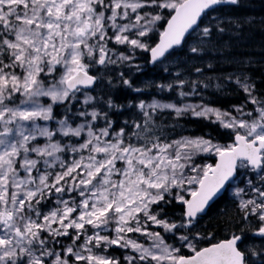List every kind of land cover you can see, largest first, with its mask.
Wrapping results in <instances>:
<instances>
[{"label": "snow or ice", "instance_id": "1", "mask_svg": "<svg viewBox=\"0 0 264 264\" xmlns=\"http://www.w3.org/2000/svg\"><path fill=\"white\" fill-rule=\"evenodd\" d=\"M228 5L243 8L247 0H0V264H264V245L242 249L243 234L201 246L205 236L194 231L243 170L256 180L245 181L249 199L234 190L240 219H256L254 234L264 237V93L242 67L235 80L232 73L199 79L215 70L216 53L226 63L252 62L227 55L231 45L221 37L255 22L225 15ZM110 43L126 51L117 54ZM137 50L164 65L172 81L155 87L175 91L180 103L140 100L138 118L119 129L102 107L76 108L78 93L84 105L123 107L89 90L105 87L112 65L140 72ZM118 78L142 91L124 72ZM213 79L223 81L214 85L218 93L234 83L244 102L230 109L205 103ZM108 85L116 87L111 77ZM54 105L64 108L63 118L56 120ZM166 114L216 125L231 143L210 135L169 139L175 125L161 122ZM212 157L215 163H198ZM166 206L179 207V218ZM113 247L122 259L108 254Z\"/></svg>", "mask_w": 264, "mask_h": 264}, {"label": "trees", "instance_id": "2", "mask_svg": "<svg viewBox=\"0 0 264 264\" xmlns=\"http://www.w3.org/2000/svg\"><path fill=\"white\" fill-rule=\"evenodd\" d=\"M226 8L227 11L224 12L225 15L230 13L233 16H246L255 21L251 26L241 24L240 29L233 30V33L235 34L226 33L221 37L222 41H228L231 45L227 55L235 57L237 60H247L248 58H252V62L238 66L236 63L224 62L222 54L216 53L214 54L215 60L220 62L215 64V70L205 69L203 76L199 77V79L213 76L223 77L233 71H239L242 67L243 70L256 82L257 89L259 90L257 94L264 93V24H261V21L264 20V0H247V6L243 8L233 7L231 5L226 6ZM207 20L208 17L205 16L201 23H205ZM154 39H157V37H154ZM118 49H120L121 52L126 51L124 47L123 49L118 47ZM148 60L149 57L147 53L137 50L134 63L142 66L140 72H136L135 69L129 71L127 67L112 65L110 66V70L104 75L103 83L105 87L101 89L100 86L97 85L89 91V94L93 97H102L104 100L108 99L109 95H111L113 101L116 104L123 105V107L109 110L106 104L101 105L96 100L90 102L91 106L84 105V107L89 111H91L93 107L97 109L102 107L104 111L108 112L109 118L114 121V129H119V127L123 126L125 120L132 121L138 118V110L134 106L140 100L149 102L154 98H160L175 101V91L165 90L161 92L155 87L156 83H170L172 77L163 71L164 65H152L148 63ZM172 71L175 72V69L173 68ZM120 72H124L125 77L131 79L134 88H141L142 91L137 93L131 89L125 88L119 82L118 74ZM93 73H97V75L101 74L96 71H93ZM108 77H111L112 84L116 85L114 90H109L111 86L108 85ZM197 78L196 75L190 77V79ZM150 81L155 83L146 87ZM208 82L212 84V82L214 83V80ZM203 91L204 102L211 103L220 108H228L232 105L241 104L245 99L244 94L238 92L236 85L233 83L227 84L220 93L212 87L204 89ZM73 103L75 104L76 102L74 101ZM53 108L56 118L64 117L63 107L54 105ZM76 108H83L81 102L76 104ZM76 108H74L73 111H76ZM161 122L164 124L180 122L183 127H186L185 131L187 134L192 136L210 135L220 144L231 143V138L227 135L226 130L219 129L218 126L209 124L206 121L197 120L191 117L182 118L177 121L173 115L166 114ZM98 124L104 126L102 120L99 121ZM57 138L61 139L60 136H57ZM77 139L78 138H72V141H69L67 138H64L63 142H76ZM206 159L211 163L214 162V157ZM251 179L256 180L253 172H251ZM241 183H243V179L239 182V185H242ZM237 205V199L232 197L228 191H225L216 200L213 206L209 209L208 215L205 216L197 225V228L194 229V231H201L205 236V242L201 246L228 238L233 233L243 234L244 239L239 245L242 249L246 245L257 249L264 245V237L254 234L255 230L259 227L258 221L256 219L242 221L240 219L241 213L239 212ZM165 211L169 217L172 216L174 219H178L180 216L179 207L166 206ZM241 229H244L243 233H241ZM208 232L214 233L215 239L208 237ZM189 253L190 252L187 249L181 251V254Z\"/></svg>", "mask_w": 264, "mask_h": 264}, {"label": "rangeland", "instance_id": "3", "mask_svg": "<svg viewBox=\"0 0 264 264\" xmlns=\"http://www.w3.org/2000/svg\"><path fill=\"white\" fill-rule=\"evenodd\" d=\"M109 47L110 48H115L116 50H117V54H119V52H121L120 51V49H118V47H120L121 49H123V47L125 48V46H123L122 47V45H114V44H112V43H110L109 44ZM113 58H115V57H113ZM232 74H233V80H235V76L236 75H238L239 74V71H233V72H231ZM61 74V72L58 70L55 74H54V78H58L59 77V75ZM53 77H49V80H51ZM172 79V78H171ZM214 80V83L212 82V85H213V87L212 88H214L215 89V87H214V85L215 84H217V83H223V81L222 80H216V79H213ZM234 84V83H233ZM216 90V89H215ZM184 91H191V87H190V85L189 86H186L185 87V89H184ZM204 92V91H203ZM220 93V92H219ZM78 95V97H79V100H80V102H81V106L83 107L82 109H80V110H84V109H86L85 107H84V104H83V100H84V96H83V93H78L77 94ZM155 99H157V100H163V101H165V102H167V101H169V100H164V99H160V98H155ZM153 100V99H152ZM151 100V101H152ZM151 101H149V102H151ZM176 101H178L177 103H180L181 101H180V98L177 96V94L175 95V101L174 102H176ZM17 102H19L18 100H17ZM42 102H44V103H49L50 101L48 100V98H42ZM184 102H193V103H195V102H198V100H197V98L196 97H188V98H186L185 99V101ZM214 106V105H213ZM215 107H218V106H215ZM232 106H230V107H228V108H224V109H230ZM252 107V105H247L246 107H245V111H248L250 108ZM218 108H220V107H218ZM61 118H63V117H61ZM61 118H56V120H59V119H61ZM81 122V120H79V119H77L76 121H75V123L73 124V126H75V124H77V123H80ZM49 123V126L50 127H55L56 126V121H50V122H48ZM166 125H169V126H173V125H175V130L174 131H172L171 130V128H169V129H167V131H169L170 132V135H169V139H177V138H179L180 136H189L190 134H187L186 133V131H185V129H186V127H183L182 125H181V123L180 122H171L170 124H166ZM97 128H99V127H103L102 125H100V124H98V122H97ZM57 136H59V134H57ZM192 136V135H191ZM57 138V137H56ZM58 139V138H57ZM41 142H43V140H41ZM215 142H217L216 140H215ZM65 143V142H64ZM67 143H69V142H67ZM218 143V142H217ZM220 144V143H219ZM198 163H211L208 159H204V160H202V161H198ZM242 171V175H239L233 182H232V185H229L228 186V192H229V194L232 196V197H235L236 199H237V201H238V203H239V197H237V196H235L234 195V190L236 189V188H243L245 191H244V193H242L241 195H242V197L244 198V199H249V198H251L252 197V195H253V193L248 189V186H247V184H246V179H251V172H244L243 170H241ZM262 175H264V173H261ZM253 175H254V177L256 178V173H254L253 172ZM241 176H242V179H243V183H241L242 185H239V182L240 181H242V179H241ZM253 180V179H252ZM55 199V197H52V200H54ZM47 209H45V211H46ZM170 218H172V219H174L172 216L170 217ZM154 230H156V231H163L162 229H160V228H158V227H154ZM69 241L68 240H65L64 241V243L65 244H67ZM168 243H173V240H171V239H169L168 241H167ZM176 246L178 247V243L176 244ZM109 255H113V256H119V257H121V259H122V257H123V255H124V253H123V251L122 250H120V249H117V248H115V247H113L110 251H109V253H108Z\"/></svg>", "mask_w": 264, "mask_h": 264}, {"label": "water", "instance_id": "4", "mask_svg": "<svg viewBox=\"0 0 264 264\" xmlns=\"http://www.w3.org/2000/svg\"><path fill=\"white\" fill-rule=\"evenodd\" d=\"M214 163H215V162H214ZM223 193H224V191H222V192L220 193L219 197H220ZM219 197H218V198H219ZM218 198H217V199H218Z\"/></svg>", "mask_w": 264, "mask_h": 264}]
</instances>
